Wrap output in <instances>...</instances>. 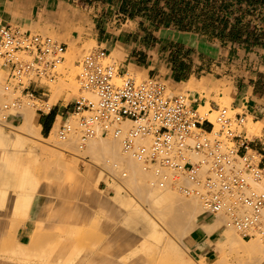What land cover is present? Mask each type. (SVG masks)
Wrapping results in <instances>:
<instances>
[{"label":"crops","instance_id":"obj_1","mask_svg":"<svg viewBox=\"0 0 264 264\" xmlns=\"http://www.w3.org/2000/svg\"><path fill=\"white\" fill-rule=\"evenodd\" d=\"M0 24L53 35L65 52L93 42L119 77L163 81L171 95L192 82L200 91L184 92L196 112L207 102L208 113L216 112L228 97L243 125L250 120L260 127L259 137H251L242 125L233 140L237 156L252 155L264 170V0H0ZM43 80L30 81L21 96L48 104L52 94ZM76 99L64 93L46 111L35 110L36 127L29 131L17 129L20 114L0 113V264H155L165 257L161 240L154 239L159 228L142 223L136 200L117 193L111 179L95 180L99 169L88 164L81 175L76 163L48 151L39 164L48 178L39 182L32 162L21 160L22 153L33 155L26 139L48 142L55 123L71 121ZM198 128L208 133L211 126L201 122ZM54 154L57 161H49ZM13 184L20 194L9 189ZM202 220L185 242L187 256L198 261L210 260L215 252L208 245L222 231L208 234L205 227L215 220ZM81 253L88 255L77 263Z\"/></svg>","mask_w":264,"mask_h":264},{"label":"built area","instance_id":"obj_2","mask_svg":"<svg viewBox=\"0 0 264 264\" xmlns=\"http://www.w3.org/2000/svg\"><path fill=\"white\" fill-rule=\"evenodd\" d=\"M64 54V46L53 38L27 34L0 24V67L5 72L8 88L20 92L35 78L55 79ZM105 60V52L97 50L84 56L80 63L77 82L94 98L77 97L75 101V116L78 117L82 141L91 138L95 128L100 126L101 135L110 134L120 139L123 151L135 160L175 172L182 171L192 181H196L197 172L204 164L209 165L210 176L204 182L206 197L215 195L221 198L231 190V186L239 197L244 195L250 183L264 179V170L254 157L237 156L233 140L240 135L243 125L240 117L231 116L230 110L218 109L215 112L218 129L215 130L213 124L206 118L202 120L191 109L185 95H171L159 80L135 82L125 76L119 77L115 67L104 63ZM17 107L19 103L14 101L5 109ZM124 121L133 125L127 133L111 128L113 123ZM201 122L210 124L208 133L198 128ZM68 125L58 129L60 139H65L70 133ZM231 143L232 147L229 146ZM192 152L200 155V160L191 163L188 154ZM251 193L246 200L253 202V208L255 205L261 207L264 194L255 196L254 192ZM235 208L231 206L228 210V225L244 233L254 229L264 237V225L252 218L253 214L239 218Z\"/></svg>","mask_w":264,"mask_h":264},{"label":"bare ground","instance_id":"obj_3","mask_svg":"<svg viewBox=\"0 0 264 264\" xmlns=\"http://www.w3.org/2000/svg\"><path fill=\"white\" fill-rule=\"evenodd\" d=\"M4 80H5L4 76L0 72V103L2 100L9 101L11 98H13L14 94L16 93V92H12L10 88H7L5 86ZM194 90L200 91L198 88L194 87L192 82H188L185 85L184 91L186 93L187 91H194ZM86 94L89 93L86 92ZM89 95L92 97L91 94ZM89 99H94V98L92 97ZM226 99H228V97ZM21 104L22 103H20L19 107H17L16 109H10V110L5 109V106L7 105H3L2 109L4 111H0V113L2 112L4 114L7 113L20 114L22 116L23 123L17 129L21 131L24 130L29 131L31 129L33 130L36 127L34 110L30 108L29 104L27 103L26 105H21ZM226 104L229 105V99L226 101ZM205 107H209L208 102L204 107H199L197 110V115L202 119L204 116L203 109ZM75 123H76V129L73 128V125ZM55 124L56 125H54L55 127L51 131V135L48 138V141L54 140L53 131L57 127L58 123ZM68 126L70 128V133L66 136V138L69 136L67 139L66 138L60 139L57 132V136L59 140L64 142L61 144L62 146H64L66 149L76 151L79 154L81 153L82 155L81 160L87 158L88 160L87 161L85 160L87 164H89L90 166L96 169H99L101 174L103 173V176L112 179L113 185L111 184V187L114 188L117 193L122 192L121 189H123L122 186L124 185L136 189L138 191L139 196L141 197V200L149 204L148 208L150 209V211L152 210L151 212L161 221L167 223L172 227L177 228V232L182 233L183 239L186 242H190V234L192 233V231H194V229L197 226L201 225V220L205 217L213 215V219L215 220V221L213 220L214 223L211 226L205 228L208 234H211L212 232L221 229L222 239L221 241L215 240L213 243H210V245L208 246H211V248L214 250L216 254H222L224 257L219 261L216 258L212 264H264V243H263L264 241L263 242L259 241L263 239L261 238L262 236L260 237L261 232L254 229H251L247 233H244L242 232V230L239 229L237 230L234 227L228 225V223L230 222V216L227 217L228 219L225 218L224 216L225 214H228V210L232 206L233 208L236 207L235 212L237 213L238 216H240L239 218L244 216L248 217L253 214L252 218L256 219V221H259L261 225H264L263 222L264 204L261 207L255 205L253 208V202L246 200L247 199L246 197H250L253 194L251 192H254L255 196L264 194L263 185L261 183L260 184L256 183L257 184L255 186L256 190H252L249 187L244 192V195H241L243 197L236 196L237 194L236 190L233 189L232 186H231V190L225 193L221 198H216L215 195L212 196L213 198L211 196L206 197L205 194L207 193V190L204 186V182L206 178L210 176L209 165L204 164L201 167V169L197 172L196 181H192L190 178L187 177L186 173L182 171L175 172L167 168H159L157 165L148 162L135 160L131 154L125 153L123 151L122 143L120 139L113 138L110 134L101 137L100 126H97L93 132V136H94L96 131L95 137L92 136L91 138H87L84 141H82L81 139V133L78 128V120L73 124H71L70 121ZM132 126L133 125L131 122L124 121V122L113 123L111 128L120 129L125 134L127 133V131H129L132 128ZM247 128H248V134H250L252 132H255L256 130H259L260 127H258L257 124L253 125L250 122V120H248ZM74 130H79L78 132L80 135L79 136L80 142L82 144L86 142L85 146L79 145L77 143V137H75L76 134H74ZM189 143L193 144V141L189 139ZM146 144H148V142H146ZM229 146L232 147L233 144L231 143L229 144ZM188 157H189L188 160L191 163L200 160V155H197L196 153L193 152L188 154ZM51 159L54 160V162L57 161L55 160V157L49 158V161L52 162ZM151 167H152V173L150 170ZM151 174H153L152 176L156 178L154 183H151ZM92 176L91 178H94ZM176 176L183 178V179L181 178L179 183H182L185 186L178 187V191H180L184 197L179 196L176 192H174L170 187L167 186V184H169V180H170L169 178L170 177L175 178ZM99 177H100L99 174L96 175L95 180H98ZM196 182H198L199 184H197ZM150 184L153 187L155 186L156 188L161 190L155 191L153 189H150L149 187ZM217 187L219 188V186H216V188ZM73 190H75V187ZM212 191L215 192L216 190H212ZM118 196H119L118 197L119 200L123 202V205L127 209H131L134 211L137 210L130 200H123L120 197V195ZM84 199L86 200L87 197L85 196ZM235 199H236V203H234ZM22 203H24V201ZM137 212L139 219L142 221V223H144L148 227V229L153 228V223L151 222L152 218L148 216L149 214L147 215V212H143V211L140 212L139 210ZM224 219L227 220L224 223L226 226L223 227L222 224ZM158 236H159L158 234L154 233L155 238L156 237L158 238ZM247 236L250 239H247L248 238ZM255 238L257 239V241ZM161 243L165 247L163 249V254L165 257L167 256L166 260L169 258L171 259V257H173L172 259H174V256H176L177 258V253L172 254L171 250L174 249L173 248L174 245L172 243H169L166 239H162ZM87 255L88 254L86 253H81L77 263H79L81 260L83 261V259ZM170 259L167 261H170Z\"/></svg>","mask_w":264,"mask_h":264},{"label":"rangeland","instance_id":"obj_4","mask_svg":"<svg viewBox=\"0 0 264 264\" xmlns=\"http://www.w3.org/2000/svg\"><path fill=\"white\" fill-rule=\"evenodd\" d=\"M47 36H49V37H51V38H53L55 40H58L53 35H47ZM96 50H97V47H96V45L93 42H89V43L83 44L79 49L70 48L69 50H67L66 54H64V58H65L64 63L61 64L58 67V69H57V77L53 81H48V80H43L42 81V84L46 85L49 88V90H50V92L52 94V99L50 100V102L48 104L45 105V104H42V103H37L36 101H33V100L30 101L28 98L21 96L19 90H15V89H11L10 88L12 92H16V93L15 94L13 93L14 96L9 101L8 100L7 101L6 100H2L1 101V103H0V111H4L2 109L3 105L9 106L14 101H17L19 104L22 103L21 105H26V103H27V104H29V107L32 108L34 111L37 110V109H41V110H45L46 111L48 108L51 107V104L53 103V99L59 98L64 93L67 94V95L68 94H73L76 97L92 98L89 94H86V92H84L80 88V86H79V84L77 82V75L79 73L78 71H79V68H80V63H81L82 58L84 56H86L87 54L94 53ZM78 60H80V61H78ZM104 63L113 64V62L111 61L110 58L106 59L104 61ZM70 66H72V67H70ZM0 72L4 76V79H5L4 80V84L8 88V86H7L8 82H6V75L1 71V69H0ZM127 77L132 79V80H134L135 82L146 80V78L143 79V78H140L139 76H132L130 74ZM127 77L125 76L124 78H127ZM161 82L164 83L166 87L168 86L165 82H163V81H161ZM167 91L172 93V91H171V89L169 87H167ZM173 93H174V95H186V93L184 91H181V92L174 91ZM226 101H227L226 98H224V99L219 101V109H223L224 108V109H228L229 110V105L226 104ZM24 102H26V103H24ZM209 110H210V107H205L203 109V114H204L203 118L204 119L206 118L209 122H211V124H213L215 130H217L218 126L216 124H214V121H215V117L214 116H216V113L212 112L211 114H209L208 113ZM234 113H236V112H231L230 113L231 116ZM1 114H4V113L1 112ZM77 120H78V117L77 116H73V118L71 119V124H73ZM64 123H66V122H64ZM64 123L59 122L57 127L53 131V137H54L53 141L46 142V139H42V138H39L38 140H27L26 139V141H28L29 148L33 149V155L29 158V157L26 156L25 153H22L21 154V158H22L21 160L23 161V163H26L28 160L30 161V163L32 162L30 164V171H31V173L34 176V179L36 181H39V182L43 181L44 182L48 178V175H47L46 171L44 170V167L39 166L41 161H45V159L48 158L47 155H46V153H48V151H53L54 153H57L59 157L62 156L63 159L67 163H76L78 172L81 175L86 170V168H89L88 164L84 163L85 160L87 161L88 159L85 158L84 160H81V158H82L81 153L79 154L76 151H73V150H70V149H66L64 146L61 145L64 142L59 140V138L57 136V132H58L59 127L61 125H63ZM243 127L247 128V124L244 125ZM73 128L76 129V123L73 125ZM0 130H1L2 133L4 132V129H0ZM247 130H248V128H247ZM78 131L79 130H74V134H76L75 137H77V143L79 145L85 146L86 142H84L83 144L80 142V139H79L80 135H79ZM259 132H260V130H256L255 132H252V133H250L248 135L251 136V137L252 136L253 137L254 136L259 137ZM95 135H96V131H95ZM95 135L93 137H95ZM107 138H110V137H107ZM46 143H48V144H46ZM37 145L39 147H41L42 151H40L41 149H39V148L38 149L35 148ZM49 147H51L53 149H50ZM54 157H55V154H54ZM49 167H50V165H49ZM66 169L67 168H66V165H65V172H68V170H66ZM150 170H151V173H152V167L150 168ZM152 175L153 174H151V183H154L156 178L154 176H152ZM99 176L100 177L98 178V180L103 178V177H105V176H103V173L102 174L99 173ZM105 178H107V177H105ZM181 178L182 177H178V176H176L175 178L174 177H170L169 178L170 179L169 180V184H167V186L170 187L179 196L184 197L183 194L180 191H178V187L185 186L184 184L179 183ZM10 180L16 182L17 178L13 177ZM260 183L263 185V189H264V179H262L257 184H260ZM257 184L256 183H250V188L252 190H256L255 186ZM122 187H123V189H121V191H124L122 193H125V194L127 193L132 198H134L136 200V204L138 205L137 208L138 209L140 208V210H142L144 212H147V215L149 214L148 216L150 218H152L151 222L153 223V226H157L159 228V230H160L159 236H158V238H154L155 240L166 239L169 243H172L173 245H177V246L183 247L182 250H180V249H172L171 250L172 254L177 253V258H176V256H174V259H172L173 257L169 256V257H171V259L169 258L170 261H167L169 259L166 260V258H167V256H166V257L157 259V262L155 264H212L215 261L216 258H217L218 261L223 259L224 256L222 254H216V253H214L211 256L210 260L202 258L200 261H198V260H194L193 258L188 257L187 256V249L185 247V242L186 241L183 239L182 233L181 232H177V228L168 225L167 223L161 221L158 217H156L151 212L152 210L150 211V209L148 208L149 204L146 203V202H143L141 200V197L139 196L138 191L136 189H134L133 187H127L125 185L122 186ZM149 187H150V189H153L155 191L161 190V189L156 188L155 186H154L155 187L154 188L151 184H150ZM9 189L12 192L19 193V194H20V191H21V190H19V188H16L14 184L9 186ZM35 196H37V194H35L34 197ZM224 216H225V218H227L229 215L225 214ZM227 219L223 220V224H222L223 227L226 226L224 223H225V221ZM263 222H264V220H263ZM139 227H141V225H139ZM261 238H263V239L259 240V241L263 242L264 241V237H261ZM77 239H78V237H77ZM221 239H222V233H220V236L217 238L216 241H221ZM78 240L82 241L83 238L79 237ZM256 241H257V239H256ZM179 258H181V259H179Z\"/></svg>","mask_w":264,"mask_h":264}]
</instances>
